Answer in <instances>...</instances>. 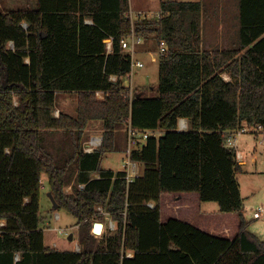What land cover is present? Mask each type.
<instances>
[{"label":"trees","instance_id":"1","mask_svg":"<svg viewBox=\"0 0 264 264\" xmlns=\"http://www.w3.org/2000/svg\"><path fill=\"white\" fill-rule=\"evenodd\" d=\"M130 11V0H38L36 10H0V264H264V241L244 216L243 169L225 144L243 126L264 134V0H240L235 49L203 48L201 1L161 0L154 20L133 22ZM133 29L168 51L158 60L155 95L137 92L131 101L124 78L132 59L121 41ZM96 91L108 95L99 100ZM63 92L78 94L76 116H55ZM180 119L187 131L178 130ZM96 120L103 144L87 153L85 131ZM129 120L162 133L132 150L144 165L132 183L102 167ZM44 174L54 207L77 219L78 252L45 245ZM202 202L218 203L216 216L236 225L233 236L181 219L212 223ZM98 206L116 223L101 237L92 233L94 222H106Z\"/></svg>","mask_w":264,"mask_h":264},{"label":"rangeland","instance_id":"2","mask_svg":"<svg viewBox=\"0 0 264 264\" xmlns=\"http://www.w3.org/2000/svg\"><path fill=\"white\" fill-rule=\"evenodd\" d=\"M182 2H195L201 1L204 5V13L202 19V46L207 50L214 49H235L239 46V7L240 0H176ZM161 0H130L131 9L134 12V16L137 17L136 12L147 14L150 20H154L160 14ZM0 6L5 11L21 10L25 7V0H0ZM134 17V18H135ZM26 25V24H25ZM158 48L153 40L149 38L147 44L144 42L142 45H138L136 59L141 61L145 67L136 70V74L133 77V85L135 86V93H142L148 97L154 96L156 88L159 84V63L154 61L153 58H158ZM158 60V59H157ZM223 75L225 78L228 73ZM70 112L75 111L76 104L78 103V94L73 93H59L57 96L56 103L59 106L65 105ZM18 104V101L15 99ZM55 110L54 114L56 113ZM60 113V112H59ZM94 132H99L100 135L104 134L103 122L91 121L89 127L86 129V137L84 144L88 142L92 137L90 136ZM250 132L247 135L250 136ZM91 137V138H90ZM60 137H58L59 139ZM257 143V154L259 155L258 163L252 169L258 171V186L260 189L255 191L258 192L254 197H251V203L256 204L257 207L264 202V192L261 187H264V134H259L258 138H255ZM61 141L63 138L60 139ZM60 141V142H61ZM61 144V143H60ZM116 150L105 154L102 167L105 169H111L115 172L123 171L126 161L129 157L127 154L128 149V135L126 125L116 130L115 136ZM134 149V148H133ZM140 173L143 174V166L139 165ZM140 174V175H141ZM45 187L48 188L49 183L46 178H42ZM242 180V178H241ZM245 180V177H244ZM50 188V187H49ZM42 192V208L41 214L45 220V244L49 247L58 250H69L78 251L80 246L78 241V225L77 219L65 209L58 210L54 207V201L50 198V189ZM247 191H251L249 187H246ZM243 188V193L248 195V192ZM66 191L69 193L71 188H67ZM211 202H202V204H209ZM215 204V203H213ZM217 204V203H216ZM256 207V206H255ZM264 207V206H263ZM201 209V208H200ZM197 210V209H196ZM250 213V211H249ZM56 214L60 215V219L56 220ZM250 217V216H249ZM197 219V218H196ZM200 217L196 222L200 221ZM264 218L257 220L254 224L262 225ZM43 225V224H42ZM65 231V232H64ZM109 230L106 231L107 234ZM115 232V231H112ZM74 234V239L69 240V235ZM104 234V233H103Z\"/></svg>","mask_w":264,"mask_h":264},{"label":"crops","instance_id":"3","mask_svg":"<svg viewBox=\"0 0 264 264\" xmlns=\"http://www.w3.org/2000/svg\"><path fill=\"white\" fill-rule=\"evenodd\" d=\"M37 8H38V0H25V7H22L21 10H23V9L36 10ZM0 9H1V6H0ZM2 11L6 12L3 8H2ZM145 43L147 44V41ZM225 73H227V72H225ZM225 73L223 75H226ZM229 76L230 77L227 76L226 78L224 76L223 77L226 80H231V75H229ZM75 94H77V93H75ZM67 104H68V102L66 101L65 105H62V106L57 105L56 110H59L60 113L64 112V113H67L71 116H76L77 115V104L75 107V111H73V112H71V111L69 112L66 109L65 106ZM88 127H89V125H88ZM85 133H86V131H85ZM247 134L248 133H244V134L236 136V138L234 140V146L232 148H234L236 150V152L238 153L237 161L243 169V173L239 174L237 177H238V181L240 183L241 195L244 199V216H245L247 222H249V224H250L249 225L250 232H252L257 237H259L262 241H264V223L262 225L254 224L255 221L260 220V219H254V217H253V214L256 211H258L261 207L264 206V202H263V204L259 205L258 207L256 204L254 205L253 203L250 202L252 199L251 197H254L255 194L258 193L255 191L260 189L258 187V186H260V185H258L259 180H257V178H256V177H258V173H260V172L258 171V169L254 170L251 168V167L254 168L258 163L259 155L257 154V148L255 146V144L257 143L255 138H258L260 133H256V134L251 133L250 136ZM90 136L95 137V136H103V135H100L99 132H94ZM85 137H86V134H85ZM139 165L143 166V168H144L143 164L138 163V166ZM255 168H257V167H255ZM138 169H139V167H138ZM143 171H144V169H143ZM244 177H245V180H244ZM42 178H46L48 180V176L46 174H44ZM241 178H242V180H241ZM42 182H43V179H42ZM48 183H49V180H48ZM49 187L50 186H48V188ZM246 187H249L252 190L247 191ZM48 188H46L45 184L43 183V186L41 189V196H42V192H44V190H46ZM243 188L248 192V195H245L243 193ZM261 188L264 189V187H261ZM263 192H264V190H263ZM213 203H215V204H213ZM216 203L217 202H211L209 204L200 203V208H201L200 212H201V215H203V219H206L205 217L213 215L215 218H214V221L212 223H206V222L204 223L201 220L198 221V223H197L196 220L198 219V216H195L197 219L196 218L189 219L187 217V216H189L188 214H182L183 217H181V219L189 221V222L195 224L196 226L200 227L201 229H203L209 233H212L214 235H221V234L227 233V235L233 236L234 233L236 232V225L229 224L227 220L222 221V218H223L222 215L218 214V216H216L220 210L218 203L217 204ZM41 208H42V200H41ZM249 211H250V213H249ZM234 219H236V218L233 216V220ZM45 225L46 224H45V220H44V223L42 225L43 229H44ZM129 256L133 257V254H130Z\"/></svg>","mask_w":264,"mask_h":264},{"label":"built area","instance_id":"4","mask_svg":"<svg viewBox=\"0 0 264 264\" xmlns=\"http://www.w3.org/2000/svg\"><path fill=\"white\" fill-rule=\"evenodd\" d=\"M137 17L134 16L133 10L129 12L127 15L128 18H130L133 22H135L138 19L142 18H148L147 14L145 13H138L136 12ZM135 17V18H134ZM159 17V15H158ZM145 42L144 37L137 35L135 32V29L132 30L131 34L129 36H126L122 39L121 43L123 48L131 55L132 59V68L131 72L128 76L124 78V86H125V92L124 95L127 97H130L131 101L133 98L136 96L135 93V86L133 85V77L136 74V70L142 69L145 67V65L136 59V53H137V47L138 45H142ZM108 43V49H112V40L109 39L107 40ZM168 51V46L166 42H161L160 46L158 48V56L166 54ZM158 58H153L154 61H158ZM158 59V60H157ZM112 80H116V77L112 76ZM108 95L107 92L104 91H96L95 96L99 100L105 99V97ZM59 111H56L55 116H59ZM189 129V121L187 119H180L179 124H178V130L179 131H187ZM261 129L259 127L258 129L254 128H249L247 126H243L241 129H238L237 131L231 132L230 135L226 138L225 144L228 148H232L234 146V140L236 136L256 131ZM127 130V135H128V149H127V154L129 155L126 164L124 166V172H126V180L128 183H132L135 181V179L142 174L140 173V170L138 169V163L132 161L131 159V152L133 148L135 149L136 147L140 146V144L145 143L149 138L151 137H156L159 138L161 137L162 133L159 130H147V131H142L137 128H134L129 120L126 126ZM264 143V139H263ZM103 144V136H95L92 137L88 142L84 144V151L87 153H92L96 149H99ZM7 153H9V150H7ZM238 156V153H237ZM141 174V175H140ZM82 189L84 186H80ZM71 188V187H69ZM151 207H154V204H149ZM98 212L101 214L105 215L106 217V222H104V232L109 230V231H116V223L113 221L111 215L105 211V209L102 206H98L96 208ZM254 219H262L264 217V207H261L258 211H256L253 214ZM56 220L60 219V215L56 214L55 216ZM65 232V231H64ZM78 251H80V247L78 248Z\"/></svg>","mask_w":264,"mask_h":264},{"label":"water","instance_id":"5","mask_svg":"<svg viewBox=\"0 0 264 264\" xmlns=\"http://www.w3.org/2000/svg\"><path fill=\"white\" fill-rule=\"evenodd\" d=\"M50 197L52 198V201H54L51 194H50ZM55 208H58L57 205L55 206ZM92 233L95 236H97V237L103 236V233H104V223L103 222H100V221L94 222L93 229H92ZM73 239H74V234H70L69 235V240L72 241Z\"/></svg>","mask_w":264,"mask_h":264}]
</instances>
